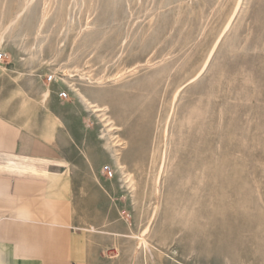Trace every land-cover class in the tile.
<instances>
[{
    "label": "rangeland",
    "instance_id": "1",
    "mask_svg": "<svg viewBox=\"0 0 264 264\" xmlns=\"http://www.w3.org/2000/svg\"><path fill=\"white\" fill-rule=\"evenodd\" d=\"M1 31L0 113L64 137L114 264H264V0H0Z\"/></svg>",
    "mask_w": 264,
    "mask_h": 264
},
{
    "label": "crops",
    "instance_id": "2",
    "mask_svg": "<svg viewBox=\"0 0 264 264\" xmlns=\"http://www.w3.org/2000/svg\"><path fill=\"white\" fill-rule=\"evenodd\" d=\"M10 118L0 113V264H114L88 196L75 197L64 137Z\"/></svg>",
    "mask_w": 264,
    "mask_h": 264
},
{
    "label": "bare ground",
    "instance_id": "3",
    "mask_svg": "<svg viewBox=\"0 0 264 264\" xmlns=\"http://www.w3.org/2000/svg\"><path fill=\"white\" fill-rule=\"evenodd\" d=\"M76 3V2H75ZM46 6V5H45ZM49 11L46 10V7L43 8L42 10V17H41V22L39 23V27L38 29L40 30L41 29V26L43 24V22L45 21L44 18L47 17L46 15H48ZM18 18V16L16 17ZM16 20V19H15ZM13 19L10 20V23L9 24H13ZM11 24V25H12ZM8 27V25H7ZM7 29V28H6ZM8 30V29H7ZM6 32V30H5ZM3 34L4 32L1 31L0 32V40L2 39L3 37ZM134 68V67H133ZM129 71H131L129 69ZM135 71V70H133ZM132 71V72H133ZM137 71V70H136ZM132 74V73H131ZM119 76V75H118ZM114 78V77H113ZM120 78V77H119ZM122 78V77H121ZM119 79H114V81H118ZM99 81V80H98ZM101 81V80H100ZM120 81V80H119ZM64 82H65V79H64ZM67 82V81H66ZM102 82V81H101ZM102 84V83H101ZM74 85V84H73ZM73 90H75V92L79 95L80 99H81V102L85 105V107L90 110L92 113H94L98 119L101 121V123L103 124L104 128L107 130V136H109L106 140V145L108 147H111L112 148V157L117 165V167L122 171L123 173V179L125 180V182L128 184V186L131 188L132 185H133V182H132V177L130 175V173H127L124 168L126 166H124V162L122 163L121 161V149L124 148V142L120 140V138H118V135H114V133L116 131H119L120 130V125L117 124L114 120V118L111 116L110 114V106L108 104V102L104 101V100H92L90 99L86 94L85 92H83L81 89L79 88H76L73 86ZM47 93H48V89H45V91L43 92V95L44 97L47 96ZM62 93H65V92H62ZM62 93H59L58 95L60 96ZM68 96V94L66 93V97ZM103 132V131H102ZM104 133V132H103ZM106 133V132H105ZM104 135V134H103ZM104 137V136H103ZM105 138V137H104ZM123 151V150H122ZM126 184V185H127ZM139 238V245L141 246L142 243H143V240H142V237H138ZM144 248V247H143Z\"/></svg>",
    "mask_w": 264,
    "mask_h": 264
},
{
    "label": "built area",
    "instance_id": "4",
    "mask_svg": "<svg viewBox=\"0 0 264 264\" xmlns=\"http://www.w3.org/2000/svg\"><path fill=\"white\" fill-rule=\"evenodd\" d=\"M2 58H3V54L0 53V59H2ZM61 96H62V97H66V93H62ZM103 173H104L107 177H111L112 174H113V169H112L111 167H109V166H105V167L103 168Z\"/></svg>",
    "mask_w": 264,
    "mask_h": 264
}]
</instances>
